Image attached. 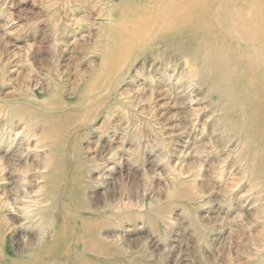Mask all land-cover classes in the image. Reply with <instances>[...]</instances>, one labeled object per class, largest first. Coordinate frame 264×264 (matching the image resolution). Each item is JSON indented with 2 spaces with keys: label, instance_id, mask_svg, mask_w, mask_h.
Segmentation results:
<instances>
[{
  "label": "rangeland",
  "instance_id": "obj_1",
  "mask_svg": "<svg viewBox=\"0 0 264 264\" xmlns=\"http://www.w3.org/2000/svg\"><path fill=\"white\" fill-rule=\"evenodd\" d=\"M108 1L0 0V264L57 245L63 221L71 248L43 264H264V189L228 141L240 108L156 42L101 71ZM45 103L61 109L41 151Z\"/></svg>",
  "mask_w": 264,
  "mask_h": 264
},
{
  "label": "bare ground",
  "instance_id": "obj_2",
  "mask_svg": "<svg viewBox=\"0 0 264 264\" xmlns=\"http://www.w3.org/2000/svg\"><path fill=\"white\" fill-rule=\"evenodd\" d=\"M118 3L110 8L109 15H114V23L108 21L110 30L106 35L109 45L106 48L112 47L113 52L111 50L112 53L102 59L100 70L109 72L121 58L136 54L134 51L138 47L150 42L161 47V58L173 49L183 57H190L192 62L200 61V69H203L200 73L205 72L202 77L210 90L219 91L221 101L240 108L241 114L238 113L242 116H236L237 125L228 141L240 149L237 159L246 167L250 166V173L245 171L248 179L253 178L264 189V0H120ZM116 56L118 61H114ZM96 80L97 84L94 79L85 86L82 98L93 102L95 95L104 92L106 80L99 74ZM44 106H47L43 109L45 116L46 113L50 116L45 118L39 133L45 142L37 141L36 150L49 148L57 138L56 129L51 128L54 117L50 112L61 108L53 103ZM29 132L35 137L34 132ZM37 217L40 224L44 223L45 217L39 214ZM53 227L57 245L48 246L45 242L36 252L28 253L23 264H43L45 257L59 250H70L69 224L63 221ZM47 231L45 227L43 232ZM60 259L71 261L72 257L64 251Z\"/></svg>",
  "mask_w": 264,
  "mask_h": 264
}]
</instances>
